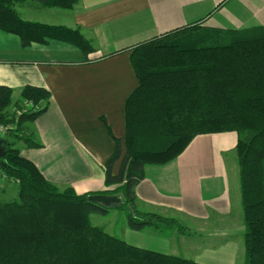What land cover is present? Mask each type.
I'll return each instance as SVG.
<instances>
[{
    "label": "trees",
    "instance_id": "1",
    "mask_svg": "<svg viewBox=\"0 0 264 264\" xmlns=\"http://www.w3.org/2000/svg\"><path fill=\"white\" fill-rule=\"evenodd\" d=\"M26 1L0 0V29L17 35L21 46L56 39L84 54L93 50L78 27L23 19L16 6ZM33 1L63 9L75 2ZM130 60L138 85L125 102L123 147L113 138L114 150L104 165L105 185L113 188L84 193L59 188L3 138L0 176L16 183L17 197L0 201V264H202L131 245L92 225L89 216L120 209L131 230L185 233L174 218L139 211L134 188L145 164L172 160L196 135L229 131L237 134L243 264H264V27L225 30L194 23L138 43ZM11 93L0 85V124H14L8 135L40 147L29 124L47 108L48 90L25 85L21 99L32 107L16 117L22 105L9 108ZM93 193L117 194L121 202L88 201Z\"/></svg>",
    "mask_w": 264,
    "mask_h": 264
},
{
    "label": "crops",
    "instance_id": "2",
    "mask_svg": "<svg viewBox=\"0 0 264 264\" xmlns=\"http://www.w3.org/2000/svg\"><path fill=\"white\" fill-rule=\"evenodd\" d=\"M16 9L25 20L78 27L93 48L84 54L56 39L23 47L17 35L0 29V85L11 88L9 108L26 105L25 85L50 94L47 108L29 124L41 146L10 142L45 179L77 193L114 187L105 185L104 165L113 138L123 147L125 102L138 85L130 60L134 46L194 23L225 30L264 27V0H75L68 9L28 0ZM236 139L234 131L199 134L172 160L144 165L134 188L137 209L174 218L185 233L131 230L125 212L113 209L121 228L111 227L109 234L202 264H243Z\"/></svg>",
    "mask_w": 264,
    "mask_h": 264
},
{
    "label": "rangeland",
    "instance_id": "3",
    "mask_svg": "<svg viewBox=\"0 0 264 264\" xmlns=\"http://www.w3.org/2000/svg\"><path fill=\"white\" fill-rule=\"evenodd\" d=\"M25 109L26 108L23 105L20 108L18 107V109L15 111L14 116L15 117L17 116L18 111H23ZM0 126L4 127V132L3 133L0 132V134H2L3 136L0 135V137L6 138L8 141L16 140V144H17L16 147H18V145L20 144L19 140L15 139L13 136L8 135L9 132L16 130L15 125L10 123V124H6V125L0 124ZM18 134L21 135L22 132H18ZM24 134H28V133H24ZM235 158H236V154H235ZM232 161H233V159H231V161H229V166H231V165L233 166ZM235 161H236L235 163L237 164L236 159H235ZM237 168H238V165H237ZM3 179H5V178L0 176V201H10L12 199H15L17 197L16 183L6 179L5 183L2 184ZM238 185H239V183H238ZM114 195H117V194H114ZM122 211H124V210H122ZM112 212H113V209H109L108 213L105 215H101L98 213H91L89 216L91 224L94 226L102 227L106 231H109L108 233H112L109 230L111 227L112 228L115 227L116 231L119 230L121 228V221H122L121 215H119V214L117 215L115 212H113V213Z\"/></svg>",
    "mask_w": 264,
    "mask_h": 264
},
{
    "label": "water",
    "instance_id": "4",
    "mask_svg": "<svg viewBox=\"0 0 264 264\" xmlns=\"http://www.w3.org/2000/svg\"><path fill=\"white\" fill-rule=\"evenodd\" d=\"M5 149L3 147V138L0 137V157L4 155ZM87 200L101 204L103 206H110L121 202V197L117 195H108L103 193H93L87 196Z\"/></svg>",
    "mask_w": 264,
    "mask_h": 264
},
{
    "label": "built area",
    "instance_id": "5",
    "mask_svg": "<svg viewBox=\"0 0 264 264\" xmlns=\"http://www.w3.org/2000/svg\"><path fill=\"white\" fill-rule=\"evenodd\" d=\"M26 109H30L31 107H32V104L31 103H28V102H26V105L24 106ZM17 113H19V111L17 112ZM0 132H4V127H1L0 126ZM2 135V134H1Z\"/></svg>",
    "mask_w": 264,
    "mask_h": 264
}]
</instances>
